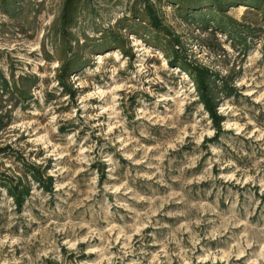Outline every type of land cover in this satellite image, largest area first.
I'll return each instance as SVG.
<instances>
[{
	"label": "rangeland",
	"instance_id": "374dc122",
	"mask_svg": "<svg viewBox=\"0 0 264 264\" xmlns=\"http://www.w3.org/2000/svg\"><path fill=\"white\" fill-rule=\"evenodd\" d=\"M149 1L164 31L141 0H86L63 33L65 0H0V264H264L263 14L225 6L244 47ZM171 55L227 85L218 128Z\"/></svg>",
	"mask_w": 264,
	"mask_h": 264
},
{
	"label": "trees",
	"instance_id": "16d2710c",
	"mask_svg": "<svg viewBox=\"0 0 264 264\" xmlns=\"http://www.w3.org/2000/svg\"><path fill=\"white\" fill-rule=\"evenodd\" d=\"M86 0H65L60 18H59V27L58 30L63 33L64 30L69 29L72 27L78 17V10L83 6L84 2ZM138 2L140 0H137ZM171 2V4H174L176 9L179 12V16L183 21H185L188 24H194L196 26H199L201 30H207L208 28H212L220 31L221 33H225L228 36L232 37L235 42L239 44H243L245 47L246 41L245 38L240 36L236 30L235 25L238 26L231 18L226 16L225 14V6L229 3H231V0H167ZM206 1L207 5L203 4ZM251 4H253L254 8H257L261 10L263 14L264 19V9H262V3L261 1L252 0L250 1ZM141 3L143 4V10L141 8H138L136 6L130 5L129 11L132 15V18L134 22L137 23H145V25H148L153 31L160 32L164 31L165 27L162 26L161 19L157 13V10L155 9V6L151 1L149 0H141ZM205 5L206 9L203 11L201 9V6ZM190 10V12L188 11ZM138 26V25H137ZM170 57V63L171 65L177 66V68L183 70L184 72H187L191 77H193L194 84L196 85V92L198 94V98L204 108V110L208 113V115L212 118L214 121L215 126L218 128L220 117L216 116L215 109L216 105L218 103V98L215 96L217 94H224L225 96L230 94V90H228L227 85L223 84L224 89H218L217 85L214 83L213 87L210 86L212 84V80H209L206 74L203 71H191L192 69H189V67L182 61H178L177 55H171ZM82 63H75L71 58H67L65 61H63L62 66L59 70V75L57 76V82L60 84L65 92H68L69 94H73L72 90L68 88L66 85V80L69 77V75L74 74L75 72L79 71V68ZM0 87L2 90H8L7 83L1 77L0 74ZM20 96H23L20 94ZM1 123V117H0V126ZM39 169L31 170L33 173V178L37 181L45 185L46 183L41 180ZM49 181V180H48ZM5 189L7 190L8 195L11 196V198L15 201V204L17 207L21 208V205L23 203V196H26L27 188H18L15 185L12 187L7 186L8 184L2 183Z\"/></svg>",
	"mask_w": 264,
	"mask_h": 264
},
{
	"label": "clouds",
	"instance_id": "9594fccd",
	"mask_svg": "<svg viewBox=\"0 0 264 264\" xmlns=\"http://www.w3.org/2000/svg\"><path fill=\"white\" fill-rule=\"evenodd\" d=\"M84 239H87V237H85ZM2 264H7V261L2 262ZM101 264H102V262H101Z\"/></svg>",
	"mask_w": 264,
	"mask_h": 264
}]
</instances>
